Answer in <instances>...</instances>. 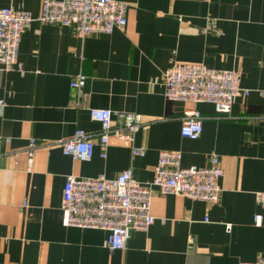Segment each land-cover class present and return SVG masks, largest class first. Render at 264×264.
Returning <instances> with one entry per match:
<instances>
[{"label":"crops","instance_id":"crops-1","mask_svg":"<svg viewBox=\"0 0 264 264\" xmlns=\"http://www.w3.org/2000/svg\"><path fill=\"white\" fill-rule=\"evenodd\" d=\"M41 1L0 0V8L36 18ZM121 1L126 25L108 34L80 37L34 19L19 44L22 72L0 68V264H238L264 257V208L255 200L264 190V0ZM208 23L214 31H203ZM173 62L234 69L248 95L234 99L230 117L198 103L202 132L182 137L184 103L163 96ZM77 75L85 77L79 98L69 86ZM88 107L138 113L132 141L112 139L103 149ZM79 128L95 142L86 161L63 154L58 142ZM132 147L144 154L133 155ZM161 150L180 151L182 166L207 165L217 154L218 201L152 188L153 223L112 252L103 246L107 231L66 224L67 175L111 178L129 170L147 183Z\"/></svg>","mask_w":264,"mask_h":264},{"label":"built area","instance_id":"built-area-1","mask_svg":"<svg viewBox=\"0 0 264 264\" xmlns=\"http://www.w3.org/2000/svg\"><path fill=\"white\" fill-rule=\"evenodd\" d=\"M36 19L42 24L69 27L80 37L94 33H111L126 25V4L121 0H42L36 18L30 11L14 7L0 8V68L22 72L18 49L22 34ZM214 31L208 23L203 31ZM85 83L83 75L74 77L69 86L77 98ZM163 96L166 101L184 103L180 135L197 139L202 132V116L196 108L201 102L210 103L217 117H230L236 97L248 95L240 84L239 72L216 69L203 63L173 62L164 71ZM3 103L0 102V108ZM91 119L99 122V145L105 149L116 139L130 143L141 123L138 113L106 108H87ZM1 140V137H0ZM62 152L73 160H89L95 142L83 129H76L67 139L58 141ZM36 147L30 139L27 154L32 157ZM133 155H143L144 149L132 147ZM105 156V152L101 153ZM180 151L161 150L149 182L134 179L129 170L114 177H74L67 175L62 189L61 208L68 226L107 231L103 246L109 251L123 250L131 231H146L153 223L150 214L151 190L162 194L181 195L191 200L216 203L223 175L220 158L213 153L204 166H182ZM257 204L264 208V190L255 193ZM238 264H264V257Z\"/></svg>","mask_w":264,"mask_h":264}]
</instances>
